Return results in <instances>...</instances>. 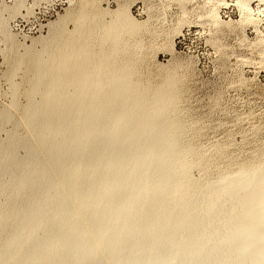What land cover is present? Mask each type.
<instances>
[{"label":"bare ground","instance_id":"obj_1","mask_svg":"<svg viewBox=\"0 0 264 264\" xmlns=\"http://www.w3.org/2000/svg\"><path fill=\"white\" fill-rule=\"evenodd\" d=\"M15 1L0 7L13 54L0 130L14 120L11 107L22 111L0 141V264H264V157L192 176L209 158L185 141L174 76L154 87L134 80L122 39L143 24L129 8L106 21L97 0H81L49 24L59 29L40 38L42 49L34 39L19 54L5 13L31 10ZM253 1L264 2L237 6L240 21L256 26ZM222 2L206 17L229 26Z\"/></svg>","mask_w":264,"mask_h":264},{"label":"rangeland","instance_id":"obj_2","mask_svg":"<svg viewBox=\"0 0 264 264\" xmlns=\"http://www.w3.org/2000/svg\"><path fill=\"white\" fill-rule=\"evenodd\" d=\"M217 1L97 0L95 8L109 21L113 12L127 6L143 24L139 31L127 33L122 39L133 51L138 71L134 80L153 87L171 76L177 81L178 120L184 124L185 141L201 148L209 158L203 170H192L195 179L215 177L218 171L264 157V57L259 45V37L264 40V2H252L258 22L256 32V26L240 21L237 0H223L225 3L219 6L222 19L231 22L229 26L209 23L207 13ZM15 2L0 0V7H12ZM24 2L29 13L25 8L15 16L5 13L18 44L14 52L19 54L35 40V49H42L41 39L59 29L56 25L52 30L49 24L58 21L67 9L75 12L81 0ZM74 26L72 20L65 25L69 31ZM135 41L141 45L135 47ZM12 56L0 35V112L11 105L8 75ZM22 76L23 72L18 73V83ZM28 87L26 83L20 86L21 106L27 102ZM13 109L14 120L0 130V141L21 118L22 111ZM18 153L22 157L25 151L19 149Z\"/></svg>","mask_w":264,"mask_h":264}]
</instances>
